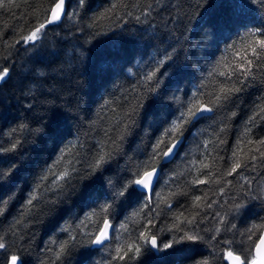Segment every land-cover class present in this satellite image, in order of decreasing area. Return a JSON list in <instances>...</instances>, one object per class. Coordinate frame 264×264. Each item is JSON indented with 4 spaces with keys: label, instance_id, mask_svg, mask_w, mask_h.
I'll list each match as a JSON object with an SVG mask.
<instances>
[{
    "label": "trees",
    "instance_id": "16d2710c",
    "mask_svg": "<svg viewBox=\"0 0 264 264\" xmlns=\"http://www.w3.org/2000/svg\"><path fill=\"white\" fill-rule=\"evenodd\" d=\"M54 2L55 0H0L4 5L0 7V71L3 67L10 69L9 76L0 81V144L8 146L13 142V136L23 141L18 152L0 155V172L15 165V170L10 175L0 176V200L8 201L4 214L0 215V236L12 245V251L23 258L24 264H105L110 259L109 252L117 243L126 240L129 233L138 234L142 230L140 226L146 223L145 217L149 214L147 208L140 211L143 198L116 207L110 214V222L116 229L111 248L105 247L85 256L82 253L87 250L76 245L58 261L55 252L59 244L68 240L70 232L79 233L76 225L100 202L96 200L101 192L99 182L90 183L77 177L73 180L75 190L64 199V203L54 206L50 203L54 193L47 192L39 208L24 217H21V206L25 204L45 170L53 165L59 150L74 139L78 129L86 147H91L95 140L104 138L105 129H113L110 133L113 137L118 134V130L123 128V114L136 102L137 93H133L131 89L134 85L139 88L137 82L143 81L144 73L152 66L149 63L150 57L155 55L157 49H163L167 43L179 37L180 43L175 45L182 49L179 60H188L190 71L184 73L178 83L173 82L163 99L147 107V111L141 112L137 125L123 142L124 155L111 165L104 179H115L129 158L132 162L144 160L173 118L181 110H186L193 99V92L199 98L200 94L206 95L213 89H218L223 77H215L210 73H213L217 61L222 57L235 58L233 52L227 51V46L234 42L239 44L240 37L245 32L242 25L248 29L264 25V5L258 2L248 3L242 11L237 9L241 23L225 25L218 10H212L201 18L203 0H139V7H129L127 10L138 15L151 3L154 11L148 24H137L134 19H129L127 24L102 21L100 28H89L93 14L107 8L110 0H87V10L79 9L76 0H70L69 11H79V18L65 16L58 24L49 26L46 35L36 42V47H6V44L13 43L21 35H27L38 23H42ZM137 2L138 0H127L130 6ZM161 5H164L162 10ZM124 11L121 9V14ZM173 17L177 19L173 20ZM218 22L220 31L214 39L213 26ZM121 26L125 29L126 36L134 35L137 41L135 48L129 46V51L133 53L130 61L123 64L121 71H116L119 65L111 64L109 53L120 47L118 41L121 37L113 36L112 31L114 28L119 30ZM139 28H145L146 31L140 32ZM97 31H105L107 35L95 36ZM170 31L171 39L168 35ZM161 38L164 43H161ZM98 41L108 43L89 62L88 49ZM146 44L151 46L145 49ZM6 56L7 60L4 59ZM261 77H264V73H257L256 86L240 93L225 109L207 113L211 118L188 126L179 155L163 166L159 183L155 186L156 193L171 200L172 208L169 211L166 203L161 202L159 197H153L151 207L155 211L151 215L156 223L153 232L164 237L172 235L167 229L171 227L174 215L185 209L189 210L186 214H190L193 211L191 205L194 197H203L205 194L208 196L205 203L211 200L218 203L211 209H203L202 215L208 214L209 219L202 227L214 231L215 222L211 215L216 211L228 213V218L231 223L236 224L238 231L225 232L223 236L229 239L234 236L239 243L240 232L252 224L264 223V203L258 201L251 202L250 211L242 217H233L229 212L232 204L230 197L235 195L239 200L241 195L238 190V183L242 182L239 176L234 174L227 177L232 181V186H226L223 196L213 195L222 185L205 183L193 186L189 183L195 178H206L209 171L215 177L217 168H230L231 162L227 158L231 157L233 151L239 149L238 157L243 158L254 147L247 143L248 139L264 137V120L260 116L249 123V117L258 112L260 107H264V79ZM147 95L145 88L141 99ZM125 96L128 97L127 100L124 99ZM106 100L109 101L107 105L104 103ZM261 115L264 116V113ZM88 122H91V129ZM20 125L27 127L20 129ZM41 127H44V131L37 134L36 130ZM246 127L252 129L250 134L246 132ZM222 128L225 131L221 132ZM13 129L17 131L10 135ZM85 131H88L86 141ZM219 139L226 143L219 144ZM206 140L213 141L207 150L204 148ZM206 156L208 159L205 162L209 164V168L201 169L198 175L196 169L200 168L199 161ZM218 156L225 157V160L213 159ZM244 174L249 178H256L254 190L258 185L264 186V168L257 167L256 171ZM178 190L185 191L188 195L169 196L170 192ZM134 213L139 215H133ZM18 218L23 221L20 225L15 223ZM98 222L102 226L103 218ZM122 223L127 224L129 232L120 229ZM64 228L69 231H62ZM92 228L93 225L89 224L86 230ZM160 229L165 231L161 233ZM219 251L220 246L212 242L199 245L194 251L178 253L174 257L145 258V264H196L197 260L208 257L210 252ZM223 264H227L226 261Z\"/></svg>",
    "mask_w": 264,
    "mask_h": 264
},
{
    "label": "snow or ice",
    "instance_id": "6c2138e0",
    "mask_svg": "<svg viewBox=\"0 0 264 264\" xmlns=\"http://www.w3.org/2000/svg\"><path fill=\"white\" fill-rule=\"evenodd\" d=\"M250 2H258L260 5H264V0H203L201 18L207 16L212 10H218L225 25L241 23L240 13L237 12V9L242 11ZM76 4L79 9L83 10H87L89 7L87 0H76ZM3 6L0 3V7ZM69 7L70 0H55L42 23H38L27 35H21L13 43L6 44V47L15 48L17 45L36 47V42L46 35L49 26L58 24L65 16L79 18V11L73 10L70 12ZM129 7H139V0L137 4L131 6L127 3V0H110L107 8L93 14L92 22L88 24V27L100 28L102 21H111L112 23L120 21L122 24H127L129 19H134L137 24H148L150 22L154 11L151 3L144 7L138 15L127 10ZM163 7L164 5H161V10ZM121 9L125 10L122 14ZM176 19V17H173V20ZM151 26L155 27V25ZM242 26L245 27V32L240 37L239 44L234 42L227 46V51L233 52L235 58L222 57L221 60L217 61L213 73H210L215 77H223L218 89H213L212 92L206 95L200 94L199 98H196L197 93L193 92V99L186 110H181L179 115L173 118L169 127L152 145L151 152L144 160L132 162L129 158V161L117 173L115 179H104L105 173L110 170L111 165L118 162V157L124 155L122 151L123 142L137 125V118L141 112L147 111V107H151L157 101L163 99L164 93L173 82L178 83L182 75L190 71L188 60L184 62L179 60L182 49L175 46L180 43L179 37L167 43V46L163 49H157L155 55L150 57L149 63L152 66L144 73L143 81L137 82L139 88L136 85L132 87L131 91L137 93L135 96L136 102L131 104L130 110L123 114L121 121L123 128L118 130L115 137L110 135L113 129H105L104 138L95 140L91 147H86V142L81 141L80 130L78 129L74 139L59 150V155L53 165L45 170L40 177V181L29 193L25 204L21 206V217L27 216L33 210L38 209L40 202L45 198L44 194L47 192L54 193L50 201L54 206L64 203V199L75 190L73 180L77 177L88 180L90 183L99 182L101 192L96 197V200L100 201L97 206L86 213L84 219L76 225L79 233L70 232L68 240L59 244L58 250L55 252L57 261L76 245L87 250L82 253L85 256L92 251H100L105 247L111 248V242L114 239L113 233L116 229L110 222V214L116 207L143 198L144 202L140 211L143 212L147 208L149 214L145 217L146 223L140 226L142 230L138 234L129 233L126 240L117 243L114 249L109 252L110 259L105 264H119V262L145 264V258L156 256L174 257L178 253L186 250L194 251L197 246L212 244V242L220 246V251L210 252L208 257L197 260L196 264H223L224 261H227V264H264V231H261V229H264V223L252 224L243 232H240L241 240L239 243L236 242L234 236L232 239L223 236L225 232L238 231L236 224L231 223L228 218V213L221 214L220 211H216L211 215L212 221L215 222L214 231L202 227L205 221L209 219L208 214L202 215L203 209H211L214 204L218 203L216 200L205 203V201H208L207 194L203 197H194L191 205L193 211L190 214H186L189 210L185 209V211L174 215L173 223L167 229L172 235L164 237L152 231L153 228H156L155 219L151 215L155 211L151 207L153 197H159L161 202L166 203L169 211L172 208L171 200L161 196L160 193H156L155 186L159 183L163 166H166L175 156L179 155V149L185 138L184 132L188 131V126H194L200 120L211 118L206 115L207 113L225 109L240 93L256 86L257 73H264V25L252 29H248L245 25ZM213 27L215 29L213 38L215 39L217 38L216 33L220 31L219 22ZM165 28H167V24H165ZM81 31L83 30L81 29ZM138 31L144 32L146 29L139 28ZM94 35H107V32L97 31ZM112 35L121 37L118 41L120 47L109 53L111 64L113 66L118 64L119 67L116 71H121L123 64L128 63L133 55L129 51V46L135 48L137 37L134 35L126 36L125 29L122 26L119 30L114 28ZM168 35L171 39V31ZM109 40H111V37H109ZM164 42V39L161 38V43ZM89 43L92 42L89 41ZM107 43L108 41H98L92 44V48L88 49L89 62L99 54V49ZM150 46V44H146L145 49ZM92 49L97 51H92ZM4 59L7 60L8 57L6 56ZM130 71L131 69H129ZM9 72L8 67H3L0 71V81L5 80L9 76ZM261 79H264V77H261ZM145 88L148 95L141 99V93ZM124 99L127 100L128 97L125 96ZM104 103L107 105L109 101L106 100ZM261 113H264V107H260L258 112H254L253 116L249 117V123H252L257 116L264 120ZM232 115L235 116V113H232ZM88 123L89 129H91V122ZM26 127V125H20V129ZM16 131L17 129H13L10 135ZM36 131L39 134L44 131V127ZM220 131L223 132L225 129L222 128ZM246 132L250 134L252 129L246 127ZM216 135L219 138V133ZM84 136L86 141L88 131L84 132ZM210 143H213V141L206 140L204 142L205 150L208 149ZM224 143H226L225 140L219 139V144ZM247 143L254 145V147L250 148L243 158L238 157L239 149L233 151L231 157L227 158V161L231 162L230 168L226 170L217 168L215 177L213 172L209 171L206 178H195L189 182L193 186L205 183L222 185L219 187V191L214 192L213 195L223 196L226 193V186H232V181L228 180L227 177L234 176V174L239 176L242 181L238 183V190L241 193L239 200L235 195L230 197L232 204L229 212L233 217L246 215L250 211L251 202L253 201L264 203V186L258 185L254 190L253 184L256 182V178H249L244 174L245 172L256 171L257 167L264 168V137L248 139ZM22 144V140L13 136V142L8 146L0 144V155L16 153L22 147ZM207 159L206 156L204 160L199 161L200 168L196 169L198 175L201 169L209 168V164L205 162ZM213 159L225 160V157L218 156ZM54 168L55 171L52 170ZM14 170L15 165L13 164L7 171L0 172V176L10 175ZM177 195L187 196L188 193L182 190L169 193V196L172 197ZM101 196L103 197L102 201ZM7 204V200H0V215L4 214ZM24 209L27 211H24ZM196 209H199V211H194ZM133 215H139V213ZM101 217L103 218L102 226L98 222ZM22 222L18 218L15 223L20 225ZM89 224L93 225L92 230H86ZM120 229L129 232L126 223H122ZM62 231L68 232L69 230L64 228ZM159 231L162 233L165 230L160 229ZM210 232L211 235H205ZM0 264H24L23 258L12 251V245L7 243L3 236H0Z\"/></svg>",
    "mask_w": 264,
    "mask_h": 264
},
{
    "label": "bare ground",
    "instance_id": "6f19581e",
    "mask_svg": "<svg viewBox=\"0 0 264 264\" xmlns=\"http://www.w3.org/2000/svg\"><path fill=\"white\" fill-rule=\"evenodd\" d=\"M263 231V230H262ZM226 263H227V261H226Z\"/></svg>",
    "mask_w": 264,
    "mask_h": 264
},
{
    "label": "water",
    "instance_id": "95a60500",
    "mask_svg": "<svg viewBox=\"0 0 264 264\" xmlns=\"http://www.w3.org/2000/svg\"><path fill=\"white\" fill-rule=\"evenodd\" d=\"M263 231H264V229H263Z\"/></svg>",
    "mask_w": 264,
    "mask_h": 264
}]
</instances>
